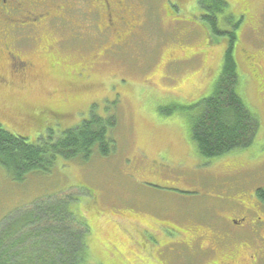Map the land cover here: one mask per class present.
<instances>
[{"label": "rangeland", "instance_id": "374dc122", "mask_svg": "<svg viewBox=\"0 0 264 264\" xmlns=\"http://www.w3.org/2000/svg\"><path fill=\"white\" fill-rule=\"evenodd\" d=\"M198 1H152L125 48L65 41L48 51L39 42L25 52L30 70L20 75L0 59L4 129L55 141L94 114L112 138L106 154L57 157L21 182L0 168V221L35 199L73 194L89 225L86 264H264V206L255 195L264 186V8L226 0L221 15L230 25L239 18L238 87L258 130L248 147L206 158L189 118L168 112L209 97L219 82L225 40L208 35ZM252 53L260 72L246 66Z\"/></svg>", "mask_w": 264, "mask_h": 264}, {"label": "trees", "instance_id": "16d2710c", "mask_svg": "<svg viewBox=\"0 0 264 264\" xmlns=\"http://www.w3.org/2000/svg\"><path fill=\"white\" fill-rule=\"evenodd\" d=\"M199 1L200 8L211 13L202 19L207 24L208 35L225 40L219 82L209 97L189 105H175L168 112L183 111L189 118L190 137L197 151L210 158L248 147L259 121L247 109L239 92L234 56L237 24L223 31L216 23V14L222 13L225 7L222 0ZM229 21L226 19L225 23ZM254 55H247L249 59L245 56L251 73L255 71L251 69L257 59ZM51 62L57 61L54 58ZM106 123L103 118L91 114L78 126L63 130L55 141L42 136L29 141L0 124V168L12 181L21 182L29 173L47 172L57 157L84 160L92 155L93 149L106 154L112 143ZM255 195L264 205V186L257 188ZM75 200L73 194L38 198L2 219L0 264H86L85 238L89 225L83 213L74 206Z\"/></svg>", "mask_w": 264, "mask_h": 264}, {"label": "flooded vegetation", "instance_id": "af4514ba", "mask_svg": "<svg viewBox=\"0 0 264 264\" xmlns=\"http://www.w3.org/2000/svg\"><path fill=\"white\" fill-rule=\"evenodd\" d=\"M152 1L156 0H0V59H6L11 72L20 75L30 70L28 60L23 57L25 52L39 42L46 43L48 51L59 44L63 46L65 41L76 42V48L82 50H87L88 45L92 48L91 40L97 41L95 51L98 47L104 51L107 40L112 41L109 50L125 48L139 34L142 17L151 11ZM222 2L227 6L226 0ZM234 2L251 5V0ZM257 2L264 8V0ZM140 6L148 10L142 11ZM261 12L258 21L264 15ZM203 13L201 19L209 11ZM237 20L234 24L239 23ZM216 23L219 25L218 16ZM48 37L53 39L51 44L45 40H50ZM257 66L255 63L251 69L259 71ZM258 218L254 225L262 221ZM241 220L244 218L231 219V224L237 225Z\"/></svg>", "mask_w": 264, "mask_h": 264}]
</instances>
